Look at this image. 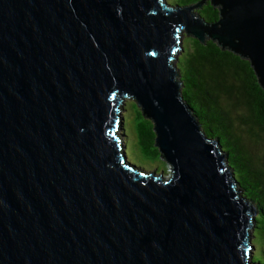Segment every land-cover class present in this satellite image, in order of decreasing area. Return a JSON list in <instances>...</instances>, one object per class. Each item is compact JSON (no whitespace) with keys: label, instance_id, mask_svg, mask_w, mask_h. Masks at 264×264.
Returning <instances> with one entry per match:
<instances>
[{"label":"water","instance_id":"water-1","mask_svg":"<svg viewBox=\"0 0 264 264\" xmlns=\"http://www.w3.org/2000/svg\"><path fill=\"white\" fill-rule=\"evenodd\" d=\"M182 36L264 95V0H0V264H254V207L181 99ZM125 100L167 176L125 161Z\"/></svg>","mask_w":264,"mask_h":264},{"label":"trees","instance_id":"trees-1","mask_svg":"<svg viewBox=\"0 0 264 264\" xmlns=\"http://www.w3.org/2000/svg\"><path fill=\"white\" fill-rule=\"evenodd\" d=\"M200 1L172 0L168 4L181 7ZM195 14L206 22L217 19L216 10L208 2ZM183 37L175 63L181 99L196 117L203 135L213 139L225 156L236 189H241L239 195L252 203L255 216L250 244L253 246L257 236L264 256V151L257 149L259 145L264 147L263 92L246 61L220 51L208 40L200 45ZM137 117L138 153L156 159L159 156L153 147L151 124L139 114Z\"/></svg>","mask_w":264,"mask_h":264},{"label":"rangeland","instance_id":"rangeland-1","mask_svg":"<svg viewBox=\"0 0 264 264\" xmlns=\"http://www.w3.org/2000/svg\"><path fill=\"white\" fill-rule=\"evenodd\" d=\"M165 1V0H164ZM169 1L168 3H173L172 0H166ZM183 36L180 37V47L181 43L183 40ZM176 63V61H175ZM125 104V106H124ZM119 114L123 118V134L122 130L120 131L122 136V141H123V153L125 157V161L129 164L134 166L135 168L145 172V173H152L154 172L155 174L161 173L164 177L167 176L169 172V167L168 165L163 166V161L160 160V158L156 159H146L142 157L138 153V148L136 145V135H135V124L137 122V115L139 114V111L135 104L130 101V100H125L122 102V104H119ZM140 115V114H139ZM259 150L264 151V147L262 145H259L258 148ZM252 228H250L249 231V242L253 240L252 237ZM256 240L254 239L253 246H252V255L251 260L254 264H264V256L261 254V244L257 241V236H255ZM251 245V244H250Z\"/></svg>","mask_w":264,"mask_h":264}]
</instances>
